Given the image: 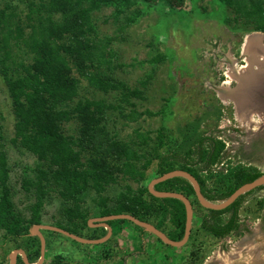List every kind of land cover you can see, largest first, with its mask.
I'll return each mask as SVG.
<instances>
[{"label": "rangeland", "instance_id": "rangeland-1", "mask_svg": "<svg viewBox=\"0 0 264 264\" xmlns=\"http://www.w3.org/2000/svg\"><path fill=\"white\" fill-rule=\"evenodd\" d=\"M29 1L0 0V10L12 7L18 22H25ZM234 14L221 0H184L181 4L171 0H100L99 8L92 11L93 27L104 47L101 58L106 61L100 68L111 79L106 88L99 89L75 72L80 79L77 100L100 101V126L114 138L140 141V149L152 162L140 182L118 174L101 194L88 188L81 195L87 219L113 207L128 187L137 191L148 186L159 176L162 154H195L206 137L224 144L219 159L202 171L211 188L234 187L233 173L241 168L264 172V111L256 108L261 95L264 101V32L249 30L234 20ZM254 38L256 43H248ZM255 44L262 49L251 50ZM14 53L25 57L19 48L15 47ZM158 55L166 57L156 61ZM248 79L256 80L259 89L251 90L255 95L239 91L241 87L247 90ZM123 83L136 89L137 95L126 99ZM237 90L240 95L234 93ZM146 110L151 113L134 118L135 111ZM17 120L0 61V156L2 152L6 156L13 210L29 226V235L18 238L0 228V264H11L13 251L23 249L30 236H39L34 231L39 224L62 226L85 238L104 237L107 232L102 227L70 218L67 208L72 203L64 201L55 187L47 191L42 205H37L32 182L39 167H49L16 142ZM66 131L80 134L77 119L66 123ZM137 131L148 133L151 139L143 143ZM87 156L83 155V161ZM1 195L0 190V202ZM263 200L264 189L249 195L241 206L238 229L225 237H215L202 228L206 209L195 205L190 238L180 247L129 222L113 226L111 237L100 244L41 229L46 240L42 264H264ZM148 218L160 221L153 212ZM165 224L167 232L174 229L171 223ZM37 247L36 243L31 250ZM19 256L23 257L21 252ZM17 264H23L19 257Z\"/></svg>", "mask_w": 264, "mask_h": 264}, {"label": "trees", "instance_id": "trees-1", "mask_svg": "<svg viewBox=\"0 0 264 264\" xmlns=\"http://www.w3.org/2000/svg\"><path fill=\"white\" fill-rule=\"evenodd\" d=\"M171 1L177 4L184 2ZM221 1L233 8L235 21L249 30L264 32V0ZM99 5L100 0H30L25 22H18V14L12 7L0 10V61L18 119L15 139L39 160L46 161L49 167H39L37 178L32 182L38 194L37 205L41 206L47 191L55 187L64 201L72 203L67 208L70 218L82 219L88 226L81 195L90 187L101 194L107 184L117 180L118 174L140 182L152 162L140 149V141L114 138L100 126V101L77 100L80 79L75 72L99 89L106 88L107 81L111 79L105 77L100 68L106 63L102 60L104 47L92 23V11ZM15 47L25 57L22 54L16 57ZM165 57L158 55L155 59L161 61ZM122 85L126 99L137 95L136 89L124 83ZM146 113L151 112L135 111L137 115L134 118ZM73 119H77L80 125V134L76 136L66 131V123ZM137 135L139 139L143 138L145 144L151 139L148 133L137 131ZM207 140H210L209 146H206ZM223 146V142L217 138L206 137L200 140L195 154H162L158 161V175L175 169L189 171L198 179L203 194L209 200L221 201L242 184L264 174L252 168H241L233 173L234 187L219 191L208 186L202 171L219 159ZM85 153L88 156L83 161ZM155 188L182 192L191 200L193 208L195 205L202 206L193 185L184 177L165 180L156 184ZM260 189H264V185L247 192L222 210L203 207L206 213L202 217V228L215 237L228 236L240 225L243 202ZM0 190V228L8 231L13 238L28 236L29 226H25L13 210L4 152L0 156ZM149 212L159 216L160 221H151ZM120 213H130L149 221L174 240L184 237L187 215L183 201L173 197H157L149 191L148 186L140 187L137 191L128 187L127 192L120 194L116 204L100 216ZM165 221L173 225L171 232L166 231ZM124 222L135 224L128 219L108 221L111 227ZM102 229L104 233L108 232L105 227ZM36 243L38 247L32 251ZM23 250L29 261L34 263L36 258L41 257L40 237L30 236ZM19 259L26 264L22 256Z\"/></svg>", "mask_w": 264, "mask_h": 264}, {"label": "water", "instance_id": "water-1", "mask_svg": "<svg viewBox=\"0 0 264 264\" xmlns=\"http://www.w3.org/2000/svg\"><path fill=\"white\" fill-rule=\"evenodd\" d=\"M239 91H243L242 87ZM245 93L243 92V95ZM249 113V112H247ZM174 177H184L190 181V183L193 185L197 199L199 203L206 209H214V210H222L233 204L239 197L246 194L247 192L256 189L260 186L264 185V174L256 178L255 180L251 182H246L239 186L229 197L221 200V201H212L209 200L202 192L201 185L198 181V179L189 171L183 170V169H175L172 171H169L161 176H158L150 181L148 184L149 191L157 196V197H173L178 198L183 201L186 208V229L184 237L181 240H174L170 238L164 231L157 228L153 223L141 220L130 213H120V214H111L107 216H101V217H93L88 219V224L90 226H97V227H106L108 229L107 234L104 237L101 238H85L82 236H79L78 234H75L65 228H62L60 226L52 225V224H39L35 226L34 231L39 235L41 238V257L40 260L36 263H31L28 259V256L23 249L15 250L13 251V261L11 264H17V258L19 255V252L22 253L23 259L26 264H42L45 259V251H46V240L45 237L41 231V229H48V230H54L60 233H63L79 242L82 243H89V244H100L106 242L112 235V227L109 225L108 221L110 220H116V219H128L137 224L138 226H141L142 228L146 229L147 231H150L154 233L157 237H159L164 243L180 247L185 245L189 238L192 231L193 226V216H194V208L192 205L191 200L182 192H175V191H161L157 190L155 188V185L163 182L165 180L174 178Z\"/></svg>", "mask_w": 264, "mask_h": 264}, {"label": "bare ground", "instance_id": "bare-ground-1", "mask_svg": "<svg viewBox=\"0 0 264 264\" xmlns=\"http://www.w3.org/2000/svg\"><path fill=\"white\" fill-rule=\"evenodd\" d=\"M255 40H256V38H254L253 41H250V39H249V42H248V43L251 42V44H254V43H256ZM245 43H246V41H245ZM252 46H253V45H252ZM254 46H256V44H255ZM254 46H253V47H254ZM260 48L262 49V47H260V45L257 44V46L254 47V48H251V50L258 51V49H260ZM256 49H257V50H256ZM262 67H263V66H262ZM258 68H259V67H258ZM254 72H255V71H254ZM262 72H263V71H262ZM244 76H245V75H244ZM245 77H246V76H245ZM257 77H258V76H257ZM246 79H247V78H246ZM258 79H259V78H258ZM258 79H257V80H258ZM260 80H261V79H260ZM226 82H227V81H226ZM248 82H249V83H248ZM254 82H256V80H254ZM254 82H251V81L248 79V81L246 82V85H245V83H244V84H241L242 86L245 85V86L247 87V90H243V89H242V90L244 91L245 94H246V93H249V94L252 93L251 90L254 89V88L259 89L258 86L255 87L257 84L254 83ZM247 83H248L249 85H248ZM260 83H261V82H260ZM261 84H262V83H261ZM247 85H248V86H247ZM263 86H264V84H263ZM236 93L238 94V90L235 92V94H236ZM240 93H241V92H240ZM240 93H239L238 95H240ZM242 93H243V92H242ZM241 96H242V95H241ZM240 101H241V100H240ZM243 109H244V108H243Z\"/></svg>", "mask_w": 264, "mask_h": 264}, {"label": "flooded vegetation", "instance_id": "flooded-vegetation-1", "mask_svg": "<svg viewBox=\"0 0 264 264\" xmlns=\"http://www.w3.org/2000/svg\"><path fill=\"white\" fill-rule=\"evenodd\" d=\"M256 50H257V49H256ZM225 83H227V82L224 81V84H225ZM262 85H263V84H262ZM255 87H257V85H256ZM262 87L264 88V86H262ZM234 93H235V92H234ZM263 94H264V93H263ZM245 95H250V94H249V93H248V94L246 93ZM253 95H255V94H253ZM261 96H262V95H261ZM261 96H260L261 100H258V102H257V104H256V105H257L256 108H257L258 110L260 109L261 111H262V110L264 111V104H263L264 101H262V97H261ZM263 96H264V95H263ZM255 97H256V96H255ZM234 100H235V99H234ZM234 102H235V101H234ZM261 103H262V104H261ZM100 217H101V216H100ZM261 223H262V222H261ZM103 227H104V226H103ZM105 228H106V227H105ZM106 229H107V228H106ZM40 239H41V238H40ZM18 257H19V255H18ZM17 259H18V258H17ZM248 264H251V263H248ZM254 264H258V263L255 262Z\"/></svg>", "mask_w": 264, "mask_h": 264}, {"label": "crops", "instance_id": "crops-1", "mask_svg": "<svg viewBox=\"0 0 264 264\" xmlns=\"http://www.w3.org/2000/svg\"><path fill=\"white\" fill-rule=\"evenodd\" d=\"M253 94V93H252ZM250 106V109L253 107V105L252 104H249ZM243 107H244V105H243ZM247 112H250V110H248Z\"/></svg>", "mask_w": 264, "mask_h": 264}]
</instances>
